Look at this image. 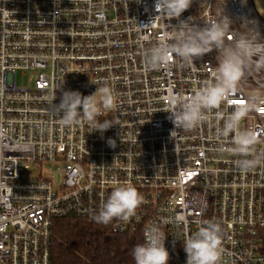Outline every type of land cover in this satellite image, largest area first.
Returning a JSON list of instances; mask_svg holds the SVG:
<instances>
[{"label": "built area", "instance_id": "built-area-1", "mask_svg": "<svg viewBox=\"0 0 264 264\" xmlns=\"http://www.w3.org/2000/svg\"><path fill=\"white\" fill-rule=\"evenodd\" d=\"M193 0L179 20L203 25L224 9L232 18L264 20L252 0ZM154 0H0V264H51L53 220L75 214L94 220L111 192L133 186L142 200L114 231L165 236L167 264H185L183 243L210 223L220 231L217 264H264V54L249 57L235 91L191 129L174 126L173 97H188L213 73V49L187 61L169 52L167 62L146 64L150 49L172 43L178 19L162 18ZM29 84H16V72ZM98 82V83H92ZM107 86L116 107L101 120L103 133L82 122L62 123L63 90L82 95ZM99 96V93H96ZM54 97V100H53ZM246 108L238 131L257 140L247 155L234 147L235 132L220 135L233 111ZM103 111V110H102ZM115 140L110 147L107 140ZM255 159L245 171L237 161ZM44 162L61 164V180L44 176Z\"/></svg>", "mask_w": 264, "mask_h": 264}, {"label": "clouds", "instance_id": "clouds-1", "mask_svg": "<svg viewBox=\"0 0 264 264\" xmlns=\"http://www.w3.org/2000/svg\"><path fill=\"white\" fill-rule=\"evenodd\" d=\"M242 3L246 0H241ZM204 0H200L202 6ZM224 3V0H223ZM193 4V0H154L153 7L162 18L178 19L185 10ZM193 15L184 20H179L177 31L172 37V43L161 42L149 50L146 55V64L151 67L167 62L169 52L187 61L205 53L216 50L218 64L213 73L215 83H206L188 97H173V105H179L170 112L174 126L191 129L206 119V112L216 108L230 93L235 91V85L242 74L245 61L249 57L264 54V38H261L256 22L247 17L240 18L241 30L238 37L232 42H226L228 33L233 23L232 18L225 14L221 8L215 17L206 19L203 25L193 23ZM98 83V82H92ZM99 93V96L96 95ZM54 100V97H53ZM57 111L62 114V123L72 127L82 122L89 125V132L103 133L114 123L100 117L104 112L116 107V100L112 90L107 86L96 88L95 92L82 95L78 90H63L58 103H53ZM103 110V111H102ZM246 108L237 109L224 122L220 135L233 137L234 147L221 148V151L247 155L256 136L248 131H238L240 121L245 117ZM107 143L115 147V140L109 138ZM259 161L246 159L237 161V166L245 171L254 167ZM141 196L131 186L115 188L98 214L93 219L98 223L107 224L113 218L127 221L135 214L137 206L141 203ZM219 227L210 223L199 228L193 236L183 243L186 254L185 264H217L220 245ZM165 236L155 227H148L144 233V243L136 245L132 250L135 264H167L169 252L164 245Z\"/></svg>", "mask_w": 264, "mask_h": 264}, {"label": "trees", "instance_id": "trees-1", "mask_svg": "<svg viewBox=\"0 0 264 264\" xmlns=\"http://www.w3.org/2000/svg\"><path fill=\"white\" fill-rule=\"evenodd\" d=\"M118 219L113 218L107 224L75 214L54 219L50 240L51 264H135L132 250L143 243L141 234L114 231Z\"/></svg>", "mask_w": 264, "mask_h": 264}, {"label": "rangeland", "instance_id": "rangeland-1", "mask_svg": "<svg viewBox=\"0 0 264 264\" xmlns=\"http://www.w3.org/2000/svg\"><path fill=\"white\" fill-rule=\"evenodd\" d=\"M29 74H24L21 71L16 72L15 79L16 84L20 87L27 86L29 84ZM61 164H56L54 162H44L41 166V171L44 176H54L55 183H59L61 180V172L59 171L58 167Z\"/></svg>", "mask_w": 264, "mask_h": 264}, {"label": "water", "instance_id": "water-1", "mask_svg": "<svg viewBox=\"0 0 264 264\" xmlns=\"http://www.w3.org/2000/svg\"><path fill=\"white\" fill-rule=\"evenodd\" d=\"M252 3L258 15L264 20V0H252Z\"/></svg>", "mask_w": 264, "mask_h": 264}]
</instances>
